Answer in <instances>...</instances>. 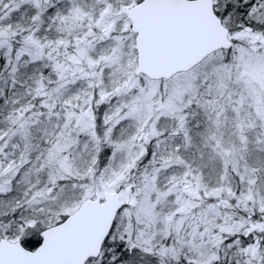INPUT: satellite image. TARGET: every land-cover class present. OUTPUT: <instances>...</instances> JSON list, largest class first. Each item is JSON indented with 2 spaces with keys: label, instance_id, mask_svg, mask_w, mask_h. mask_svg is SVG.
I'll use <instances>...</instances> for the list:
<instances>
[{
  "label": "snow or ice",
  "instance_id": "1",
  "mask_svg": "<svg viewBox=\"0 0 264 264\" xmlns=\"http://www.w3.org/2000/svg\"><path fill=\"white\" fill-rule=\"evenodd\" d=\"M0 264H264V0H0Z\"/></svg>",
  "mask_w": 264,
  "mask_h": 264
}]
</instances>
